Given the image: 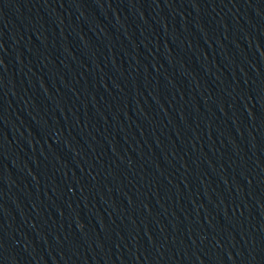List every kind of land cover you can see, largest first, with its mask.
Returning <instances> with one entry per match:
<instances>
[{
    "label": "water",
    "instance_id": "obj_1",
    "mask_svg": "<svg viewBox=\"0 0 264 264\" xmlns=\"http://www.w3.org/2000/svg\"><path fill=\"white\" fill-rule=\"evenodd\" d=\"M133 264H264V0H38Z\"/></svg>",
    "mask_w": 264,
    "mask_h": 264
}]
</instances>
